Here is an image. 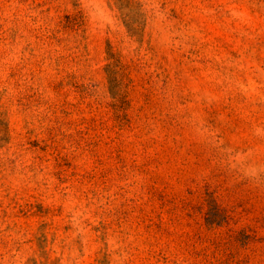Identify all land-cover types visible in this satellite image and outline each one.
Listing matches in <instances>:
<instances>
[{"label":"rangeland","instance_id":"rangeland-1","mask_svg":"<svg viewBox=\"0 0 264 264\" xmlns=\"http://www.w3.org/2000/svg\"><path fill=\"white\" fill-rule=\"evenodd\" d=\"M0 264H264V0H0Z\"/></svg>","mask_w":264,"mask_h":264}]
</instances>
